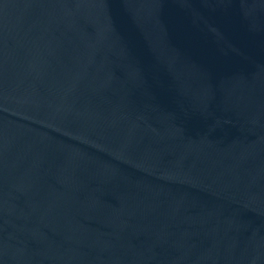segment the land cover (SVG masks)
I'll return each mask as SVG.
<instances>
[{
    "label": "water",
    "instance_id": "obj_1",
    "mask_svg": "<svg viewBox=\"0 0 264 264\" xmlns=\"http://www.w3.org/2000/svg\"><path fill=\"white\" fill-rule=\"evenodd\" d=\"M0 264H264V0H0Z\"/></svg>",
    "mask_w": 264,
    "mask_h": 264
}]
</instances>
